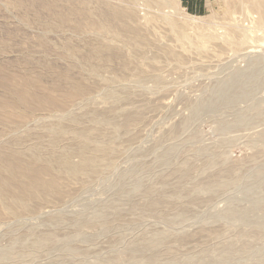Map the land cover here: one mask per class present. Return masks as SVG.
<instances>
[{
    "label": "rangeland",
    "instance_id": "1",
    "mask_svg": "<svg viewBox=\"0 0 264 264\" xmlns=\"http://www.w3.org/2000/svg\"><path fill=\"white\" fill-rule=\"evenodd\" d=\"M199 1L205 6L194 11L184 0L162 6L86 0L84 11L95 19L100 4L129 5L142 26L143 43L104 25L92 28L70 11L71 1L0 0V67L10 70L11 86L17 77L35 76L34 90L58 101L43 108L17 103L25 120L0 123V147L11 143L43 154L52 172L66 175L56 158L80 160L77 140L68 133L70 119L76 116L80 126L89 127L93 116L106 110L112 124L93 139L110 138L117 148L100 161L97 175L70 184L61 176L62 195L40 196L29 201L28 212L0 217V264H264V236L255 239L251 233L264 232V141L257 134L264 127V22L255 24L252 0ZM165 14L183 29V38ZM213 33L220 39L216 34L218 40L212 39ZM101 45L111 46L112 55L92 54ZM63 75L86 92L62 102L70 88ZM3 94L14 97L0 87ZM128 109L139 114L122 124ZM59 122L67 131L52 146L48 128ZM160 198L164 201L151 205ZM242 229L250 235L243 241ZM51 233L54 241H42ZM158 234L163 239L153 243Z\"/></svg>",
    "mask_w": 264,
    "mask_h": 264
},
{
    "label": "bare ground",
    "instance_id": "2",
    "mask_svg": "<svg viewBox=\"0 0 264 264\" xmlns=\"http://www.w3.org/2000/svg\"><path fill=\"white\" fill-rule=\"evenodd\" d=\"M39 2L43 3V4H47V5H51L52 3H54L56 0H51V1H46V0H38ZM63 1H71L70 3H72L70 5V11L78 16L81 17L83 19H86L88 24L92 26V28H94L96 26V28L101 27V25H104L106 27H109V29H114L115 31L117 30L118 32H121L123 34L129 35V36H135L138 37L139 39H141V41H143V43L146 42L145 40V36L142 32V26L139 25L137 19H136V14L133 11V9L128 5V6H110L107 2L105 4H100V8H101V12L100 13V18L95 19V15H91V14H87L84 11V5H86V0H63ZM94 1V0H93ZM129 4L135 2L136 0H126ZM138 1V0H137ZM140 1V0H139ZM147 2V4H155L158 6H162V5H169L170 0H144ZM89 2V0H88ZM145 2V3H146ZM174 4V3H173ZM176 4V3H175ZM53 5V4H52ZM88 5V4H87ZM171 5V3H170ZM68 6V5H67ZM98 6V9H100ZM252 6L254 8V10L257 12V19L255 20V24L257 25H261L264 22V0H252ZM87 8V7H85ZM145 8V7H144ZM141 9V8H140ZM52 10V9H51ZM157 10H159L157 8ZM165 11V10H164ZM159 12V11H156ZM176 12V11H175ZM93 13V12H92ZM160 13V12H159ZM170 13V12H169ZM172 13V11H171ZM148 14V13H147ZM55 17L57 18V20L59 22H63L65 21V18L63 17V15H61L60 13H55L54 14ZM72 15V14H71ZM166 15V14H165ZM178 15V14H177ZM179 16V15H178ZM163 17V16H162ZM166 18H168L171 27L173 28H177L179 35L182 36V38L184 37V31L183 29L181 30V28L175 24L172 19H170L167 15L165 16ZM80 18V19H81ZM155 20V19H154ZM188 20V19H187ZM190 20V19H189ZM85 21V20H84ZM186 21V20H185ZM66 22V21H65ZM78 22V21H77ZM86 22V21H85ZM235 22V20H234ZM148 23V22H147ZM151 23V22H150ZM185 23V22H184ZM252 23V22H251ZM183 24V22H182ZM186 24V23H185ZM184 24V25H185ZM232 24V23H231ZM224 25V24H223ZM75 27H78L77 24L74 25ZM243 26V25H242ZM66 27V26H65ZM256 27V26H255ZM260 28V27H259ZM81 29V28H80ZM252 29V28H251ZM254 29V28H253ZM104 30V29H103ZM231 30V29H230ZM229 30V31H230ZM235 30V29H233ZM256 30V29H255ZM40 31V30H39ZM116 31V32H117ZM199 31V30H198ZM210 31V30H209ZM94 32V31H93ZM96 32V31H95ZM200 32V31H199ZM211 32V31H210ZM216 32V31H214ZM218 32V31H217ZM228 32V31H227ZM226 32V33H227ZM203 33V32H202ZM212 33V32H211ZM225 33V37L221 38V40H223L225 38V40L229 37L228 35H226ZM229 33V32H228ZM82 34V33H81ZM175 34V33H174ZM196 34V32H195ZM199 34V33H198ZM196 34V35H198ZM210 34V33H209ZM216 34V33H215ZM214 33L211 34L213 36L212 39H214ZM218 34V33H217ZM216 34V35H217ZM235 34V32H234ZM236 34H238L236 32ZM235 34V37L237 36ZM80 35V34H79ZM208 35V32L206 34V36ZM215 35V36H216ZM219 35V34H218ZM217 35V36H218ZM243 35V33L241 34ZM176 36V35H175ZM190 36V35H189ZM195 36V35H194ZM216 36V39H217ZM220 36V35H219ZM218 36V38L220 39V37ZM245 36V35H244ZM192 37V36H191ZM198 37H200L198 35ZM209 37V36H208ZM234 38V36H232ZM239 37V36H238ZM133 39V37H130V39ZM158 38V37H157ZM176 38V37H175ZM207 38V37H205ZM199 39V38H198ZM210 39L211 38H207ZM230 39V38H229ZM225 42H228V40ZM238 39V38H236ZM234 39V40H236ZM154 40V39H153ZM176 40V39H175ZM185 40V38H184ZM191 40V38H190ZM206 40V39H205ZM218 40V39H217ZM197 41V40H196ZM200 40H198L199 42ZM237 41V40H236ZM241 41V40H240ZM184 42V41H183ZM197 42V43H198ZM212 42V41H210ZM208 42V43H210ZM223 42V41H221ZM233 42V41H230ZM140 43V42H138ZM229 43V42H228ZM172 44V43H171ZM176 44V43H175ZM183 44V43H182ZM181 44V45H182ZM204 44V43H203ZM232 44V43H230ZM228 44V48L229 45ZM234 44V43H233ZM184 45V44H183ZM202 45V44H200ZM207 45V44H205ZM203 45V46H205ZM211 45V43H210ZM209 45V46H210ZM220 45V44H219ZM227 45V44H226ZM251 45V44H250ZM195 46V45H194ZM213 46V44L211 45ZM168 47V45H167ZM197 47V45H196ZM198 49L201 48V46L197 47ZM217 48V47H216ZM250 48V46H249ZM69 49V48H68ZM111 46L108 45H101L97 48L94 47V49H92V54H98V55H102L104 50H108L109 55H112L111 53ZM170 49V47H169ZM196 49V48H195ZM194 49V50H195ZM197 49V50H198ZM251 49L252 46H251ZM171 50V49H170ZM196 50V51H197ZM232 50V49H230ZM247 50V49H246ZM195 51V52H196ZM252 51V50H250ZM113 52V51H112ZM173 52V51H172ZM242 52V51H241ZM244 52V51H243ZM249 50L246 52L248 53ZM250 53V52H249ZM175 54V53H174ZM181 54V53H180ZM231 54V52H230ZM264 54V53H263ZM179 55V54H178ZM182 55V54H181ZM224 55V54H223ZM252 55L251 54H248ZM254 55V54H253ZM252 55V57H253ZM262 55V54H259ZM177 56V55H176ZM180 56V55H179ZM258 56V55H257ZM207 57V56H206ZM248 57V56H247ZM237 58V57H236ZM258 58V57H257ZM178 59V58H177ZM183 59V58H182ZM250 59V58H249ZM252 61V60H251ZM249 61V62H251ZM201 62V61H199ZM225 62V61H224ZM231 62V61H230ZM223 63V62H221ZM253 63V62H252ZM260 62L259 60H255V67H258ZM205 64V63H204ZM217 64V63H216ZM229 64V63H228ZM248 64V63H247ZM251 64V63H250ZM264 64V63H263ZM183 65V64H182ZM7 66V64H6ZM250 66V65H249ZM248 66V68H249ZM252 66V65H251ZM235 67V66H234ZM253 67V66H252ZM250 67V69L252 68ZM7 67L3 68L2 65L0 67V87L8 89L12 92V94H14V97H7L6 94L0 95V123L1 124H9L10 120H13V117H16L19 121H23L24 119V115L23 113H19L15 107L17 103L20 104H30L33 108L39 107V108H43V107H47V106H51V105H56V103L58 102L57 100H55V98H53L52 96H49L47 94L41 95L40 91H35L33 88V83L31 82V80H36L34 77L29 78V80L27 81V77L24 78V76L21 77H17V81H19L17 84L11 86L10 84V70H6ZM260 69V68H257ZM13 70V69H12ZM19 70V69H18ZM256 70V69H255ZM194 71V70H193ZM200 71V70H199ZM241 71V70H239ZM239 71H238V75H239ZM264 72V71H263ZM20 73V72H18ZM194 73V72H193ZM234 73V72H233ZM236 73V72H235ZM257 73V70H256ZM259 73V72H258ZM12 74H14V71L12 72ZM29 74V73H28ZM27 74V75H28ZM244 75V73H241ZM26 75V74H25ZM37 75V74H35ZM13 76V75H12ZM190 77V75H188ZM187 76V77H188ZM236 76V80H234V82L237 83V79L238 76L237 74ZM234 76V78H235ZM240 76V75H239ZM15 77V76H14ZM40 77V76H39ZM160 76H156L155 80H157ZM63 79L68 80V86L70 88H68L67 90H65L66 92L63 93V96H61L62 98V102L67 99V98H72L78 95H81L83 93L86 92V89L83 88L81 85H79L78 82L71 80V78L67 75H63ZM160 79V78H159ZM38 80V78H37ZM256 80V79H255ZM260 80V79H259ZM159 80H157L158 82ZM174 83V82H173ZM172 83V84H173ZM230 83V82H229ZM176 84V83H175ZM246 84V83H245ZM141 85V84H140ZM161 85V84H159ZM42 86V85H41ZM44 87V86H43ZM52 87V86H51ZM142 88V87H141ZM146 88V87H145ZM48 89V88H47ZM241 90V89H240ZM156 91V90H155ZM236 91V90H235ZM98 92V91H97ZM156 93V92H155ZM231 93V92H230ZM229 93V94H230ZM237 93V92H236ZM244 93V92H242ZM97 94V93H96ZM109 94H112L111 92ZM108 94V95H109ZM239 94V93H238ZM226 95V94H225ZM89 96V95H88ZM116 97V96H115ZM237 97V96H236ZM109 98V97H108ZM107 98V99H108ZM106 99V100H107ZM111 101V100H110ZM215 102V101H214ZM203 104V102L198 104L201 106ZM205 104V103H204ZM18 105V104H17ZM28 106V105H27ZM57 106V105H56ZM138 106V105H137ZM54 107V106H53ZM106 108V107H105ZM103 108V109H105ZM126 108V107H125ZM202 108V106L200 107ZM264 108V107H263ZM106 110H101L100 112H98L97 114H95L92 118L93 120V125L92 126H80V122L79 120L76 118V116H73L70 119V122L73 123V127L70 130V134H72V136L77 140V150L78 154L80 156V160L78 162H74L70 159L69 156L67 155H59L56 158V162L59 163V166L61 168V170L63 172L66 173V175H64V173H54L52 172L51 166H50V161L48 160V158H43L33 152H28L26 153L24 150L21 151V149L17 148L16 146H13L11 143H5L4 145H2V147H0V217L2 216H18L19 213H26L29 211L30 209V200H36L37 198L41 197H45L46 195L49 194H56V195H62L64 193V188L61 187L60 185V180L59 177L61 176H65V180L67 181V184L72 183L75 179L79 178L82 175H86V176H95V174L97 175V171H98V165L100 163L101 160L103 159H107L109 160L113 154L117 151L116 146L114 145L113 140H111L110 138L106 141H100L98 139H93V135L95 134V136H99L104 134L103 133V129H107L108 127L111 126L112 122L105 117L104 112ZM255 111L260 114L262 113L263 109L261 107H256ZM64 112V111H63ZM110 112V111H109ZM198 112V111H197ZM26 113V112H25ZM116 114V112H115ZM136 114H139L138 109H135V111L131 112V110H125L124 111V121L122 124H125V121L128 122L129 120L133 119L135 117ZM26 115V114H25ZM137 116V115H136ZM147 116V115H146ZM86 119V118H85ZM191 120V119H190ZM140 121V120H139ZM30 122V121H29ZM121 122V121H120ZM152 123V122H151ZM150 123V124H151ZM83 124V123H82ZM121 124V125H122ZM129 124V123H128ZM131 124V123H130ZM217 124V123H216ZM239 124V123H238ZM66 125V124H65ZM84 125V124H83ZM236 126V125H235ZM225 128H227L225 126ZM223 129V128H222ZM228 129V128H227ZM67 130H65V127L61 124V122H59L57 125L51 126L48 128V132L50 133V137L52 138V146H54V140L61 135H64L66 133ZM12 132V131H11ZM148 132V131H147ZM47 133V132H46ZM114 132H112L113 134ZM111 134V135H112ZM258 137L264 141V127L259 129V131L257 132ZM176 136V135H175ZM108 138V137H107ZM20 139V138H19ZM68 141V140H67ZM20 142V140H19ZM61 144V143H60ZM71 146V145H70ZM75 147V146H74ZM65 148V147H64ZM262 149H264V145L261 146ZM61 149V148H60ZM67 149V148H66ZM70 149V148H69ZM120 149V148H119ZM145 149V148H144ZM67 151V150H65ZM64 151V152H65ZM143 151V149H142ZM153 151V150H152ZM41 152V151H40ZM63 152V153H64ZM167 154V153H166ZM136 155V154H135ZM141 155V154H140ZM261 155V154H260ZM44 156V155H43ZM75 156V155H73ZM165 156V155H164ZM115 157V156H114ZM166 159V158H165ZM169 159V158H168ZM54 160V159H52ZM124 160V159H123ZM124 162V161H123ZM191 162V161H190ZM189 162V163H190ZM54 162V164H57ZM103 163V162H102ZM114 163V162H113ZM52 164V163H51ZM120 164V163H119ZM177 164V163H176ZM107 165V164H106ZM111 165V164H110ZM115 165V164H114ZM188 165V163H187ZM186 166V165H185ZM189 166V165H188ZM108 168V167H106ZM186 168V167H185ZM192 169V168H191ZM189 170V169H188ZM236 170V169H235ZM186 171V170H184ZM216 171V170H215ZM222 171V170H220ZM234 171V170H233ZM102 173V172H101ZM114 173V172H113ZM175 173V172H173ZM217 173V172H216ZM220 173V172H218ZM217 173V174H218ZM184 174V172H183ZM46 175H49L50 178L46 177ZM167 175V174H166ZM189 175V174H188ZM219 175V174H218ZM223 175V174H222ZM226 176V174H225ZM214 177V176H212ZM218 177V176H217ZM223 177V176H221ZM230 177V176H228ZM90 178V177H89ZM88 178V179H89ZM97 178V177H96ZM232 178V177H231ZM82 179V178H81ZM229 179V178H228ZM87 180V179H86ZM96 180V179H95ZM188 180V179H187ZM83 181V180H82ZM91 182V179L89 180ZM94 181V180H93ZM217 181V179H216ZM77 182V181H76ZM127 182V181H126ZM218 182V181H217ZM224 182V181H223ZM222 181L219 182L223 183ZM137 183V182H136ZM215 183V182H214ZM76 184V183H75ZM130 184V183H129ZM226 184V183H225ZM78 184H76L77 186ZM99 185V184H98ZM97 185V186H98ZM182 185V184H181ZM224 185V183L222 184ZM84 186V184H83ZM82 186V187H83ZM141 186V185H140ZM135 187V186H134ZM212 187V186H211ZM78 188V187H77ZM89 188V187H88ZM93 188V187H92ZM214 188V187H212ZM91 189V188H90ZM181 189V188H180ZM83 190V189H82ZM216 190V189H215ZM91 191V190H90ZM165 191V190H163ZM175 191H176V187H175ZM83 192V191H82ZM134 192V191H133ZM124 193V192H123ZM161 193V192H160ZM165 193V192H163ZM180 193V192H179ZM178 193V194H179ZM133 194V193H132ZM148 194V193H147ZM155 194V193H154ZM153 194V195H154ZM159 194V193H157ZM150 195V194H148ZM166 195V194H165ZM164 195V197H165ZM81 196V195H80ZM159 196V195H158ZM161 196V195H160ZM74 197V196H73ZM72 197V198H73ZM147 197V196H146ZM151 197V196H149ZM156 197V196H154ZM174 197V196H173ZM172 197V198H173ZM53 198H55L53 196ZM163 198V197H162ZM197 198V197H196ZM48 199V198H47ZM76 199V198H75ZM158 199V198H157ZM67 200V199H66ZM72 200V199H71ZM161 200L157 201V200H153L151 201V205H156L158 204ZM47 201V200H46ZM50 201V200H49ZM150 202V200H148ZM164 201V200H163ZM166 201V200H165ZM168 201V200H167ZM176 202V201H175ZM68 203V202H67ZM66 203V205H67ZM75 203V202H74ZM135 203V202H134ZM146 203V202H145ZM167 203V202H166ZM133 204V203H132ZM173 204V203H171ZM76 205V204H75ZM133 206V205H132ZM135 206V205H134ZM163 206V205H161ZM60 207V206H59ZM75 207V206H74ZM156 207V206H155ZM62 208V207H61ZM65 208V207H64ZM134 208V207H133ZM122 209V208H121ZM131 209V208H130ZM135 209V208H134ZM154 210V208H152ZM158 209V208H157ZM162 209V208H161ZM50 210V209H49ZM57 210V209H56ZM124 210V209H123ZM127 210V209H126ZM156 210V209H155ZM154 210V211H155ZM44 211V210H43ZM153 211V212H154ZM159 211V210H158ZM46 212V211H45ZM77 212V211H76ZM96 212V211H95ZM111 212V211H109ZM53 213V212H51ZM75 213V212H74ZM78 213V212H77ZM157 213V212H156ZM160 213V212H159ZM111 214V213H110ZM158 214V213H157ZM41 215V214H40ZM59 215V214H58ZM29 216V215H28ZM92 216V215H91ZM112 216V215H111ZM181 217V216H180ZM27 218V217H26ZM54 218V217H53ZM59 218V216H58ZM92 218V217H91ZM96 218V217H94ZM98 218V217H97ZM19 220V219H17ZM21 220V219H20ZM26 220V219H25ZM73 220V218H72ZM173 220V219H172ZM13 221V220H10ZM86 221V220H84ZM1 222V221H0ZM3 222V221H2ZM30 222V221H29ZM74 222V221H73ZM72 222V223H73ZM83 222V221H82ZM87 224H92L93 220H89L86 221ZM7 223V222H5ZM39 223V222H38ZM40 223H43L42 221ZM79 223V222H78ZM9 224V222H8ZM46 224V223H45ZM1 225V224H0ZM34 225V224H33ZM86 225V223H85ZM37 226V224L35 225ZM42 226V225H41ZM40 227V226H38ZM50 227V226H49ZM1 228V227H0ZM87 229V228H86ZM90 230V228H88ZM92 229V228H91ZM32 230V229H31ZM27 231V230H26ZM221 231V230H220ZM31 232V231H30ZM205 232V231H204ZM222 232V231H221ZM206 233V232H205ZM252 236L255 239H260L261 237L264 236V232L260 229V228H256L255 230H253L252 232ZM46 234V233H45ZM146 235V234H145ZM150 235V234H149ZM162 235L167 236L165 233H163ZM240 240H244L246 239L249 235V232L245 229L242 231L240 230V232L238 233ZM237 235V237H238ZM65 236V235H64ZM217 236V235H216ZM248 237V238H249ZM24 238V237H23ZM41 238V237H40ZM145 238V237H144ZM42 241H54L55 237L53 235V233L45 235L43 238H41ZM40 239V240H41ZM163 239V237L161 235H155L152 237V242L153 243H158ZM38 240V239H37ZM36 240V241H37ZM242 240V241H243ZM247 241V240H246ZM41 242V241H40ZM146 244V243H145ZM250 244V243H249ZM37 246V245H36ZM146 246V245H143ZM154 246V245H153ZM151 247V246H150ZM204 247V246H203ZM248 247V246H246ZM229 248V247H228ZM216 249V248H215ZM218 249V248H217ZM216 249V250H217ZM225 249V248H223ZM222 249V250H223ZM31 250V249H30ZM209 250V249H208ZM221 250V251H222ZM226 250V249H225ZM231 250V249H230ZM249 250V248L247 249ZM79 251V250H78ZM213 251V250H212ZM229 251V250H226ZM2 252V251H1ZM225 252V251H224ZM156 254V253H154ZM150 256V255H148ZM264 256V255H263ZM262 257V256H261ZM5 258V257H3ZM113 259V258H112ZM155 260V257L152 255V257L149 259V262H152ZM81 263V262H80ZM263 264V263H262Z\"/></svg>",
    "mask_w": 264,
    "mask_h": 264
},
{
    "label": "crops",
    "instance_id": "3",
    "mask_svg": "<svg viewBox=\"0 0 264 264\" xmlns=\"http://www.w3.org/2000/svg\"><path fill=\"white\" fill-rule=\"evenodd\" d=\"M184 2L186 3V5L192 9V10H197V9H201L205 6V2L202 3L199 0H184Z\"/></svg>",
    "mask_w": 264,
    "mask_h": 264
}]
</instances>
